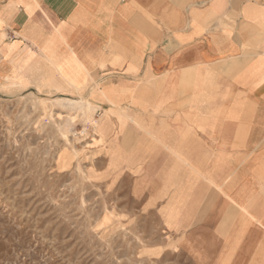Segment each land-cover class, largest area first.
Returning <instances> with one entry per match:
<instances>
[{
  "label": "crops",
  "instance_id": "obj_1",
  "mask_svg": "<svg viewBox=\"0 0 264 264\" xmlns=\"http://www.w3.org/2000/svg\"><path fill=\"white\" fill-rule=\"evenodd\" d=\"M0 94L91 103L166 230L264 264V0H0Z\"/></svg>",
  "mask_w": 264,
  "mask_h": 264
},
{
  "label": "rangeland",
  "instance_id": "obj_2",
  "mask_svg": "<svg viewBox=\"0 0 264 264\" xmlns=\"http://www.w3.org/2000/svg\"><path fill=\"white\" fill-rule=\"evenodd\" d=\"M98 115L0 94V264H215L114 166Z\"/></svg>",
  "mask_w": 264,
  "mask_h": 264
}]
</instances>
